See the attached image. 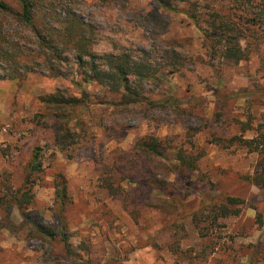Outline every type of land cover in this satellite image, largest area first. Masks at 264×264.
Here are the masks:
<instances>
[{
  "label": "rangeland",
  "instance_id": "obj_1",
  "mask_svg": "<svg viewBox=\"0 0 264 264\" xmlns=\"http://www.w3.org/2000/svg\"><path fill=\"white\" fill-rule=\"evenodd\" d=\"M68 1L94 29V52L148 59L162 75L141 83L139 101L118 104L105 85L82 81L69 56L45 59L39 14L32 26L0 14V264H264V153L231 140L264 133V0H168L173 10ZM213 11L240 30L244 59L222 58V43L204 38ZM251 12L255 25L237 20ZM166 50L181 57L174 72ZM55 92L82 103L58 110L40 99ZM55 113L68 116L61 143ZM147 135L162 144L145 162L134 143ZM177 147L197 157L181 176Z\"/></svg>",
  "mask_w": 264,
  "mask_h": 264
},
{
  "label": "trees",
  "instance_id": "obj_2",
  "mask_svg": "<svg viewBox=\"0 0 264 264\" xmlns=\"http://www.w3.org/2000/svg\"><path fill=\"white\" fill-rule=\"evenodd\" d=\"M160 7L165 9H174L168 0H155ZM248 3L251 0H246ZM19 10L0 0V14L17 17L23 24L32 26L39 14L43 21V25L39 28H34V34L37 38L39 50L43 51L45 59L48 61L57 60L68 61V56L72 60L73 69L81 75V80L84 82L95 81L100 85H105L111 93L118 94V104H128L137 102L141 98L142 82L151 81L154 78H161V71L155 66L154 62H150L145 58H133L132 54L127 52L122 53H104L98 54L92 50L94 43V29L90 24L86 23L72 7L69 6L68 0H17ZM250 11V10H248ZM252 15H237V20L241 17L245 22L255 25L258 21V14L251 12ZM221 14L213 11L206 20V29H202L204 38L215 37L218 42H221L220 56L226 60L238 62L246 57V53L240 44V30L234 23L222 20ZM44 20L52 23L44 24ZM5 36L0 35V41L5 40ZM220 44V43H219ZM215 45L212 50H215ZM0 50V54H5ZM165 56L170 60L166 65L174 72L182 65L181 57L173 50H166ZM160 74V75H159ZM40 99L47 106H54L58 110L64 106L70 107L80 104L81 98L75 96H65L59 92L45 94L40 96ZM58 118L63 120V124L58 127L55 134L56 142H63L71 132L68 128V116L64 113H55ZM232 141L258 152L264 153V133L260 132L252 138H243L241 136L231 137ZM162 144V139L156 136L147 135L138 138L134 147L140 153L144 154V160L149 161L146 155L160 154L159 146ZM38 152L35 149L33 152V169L38 165L35 164ZM176 161L172 164V168H178V175H184L193 171L197 165V157L189 156L181 149L176 148ZM160 190V188L158 187ZM165 197L173 198L170 192H163ZM65 189L61 187L58 190V196L65 197ZM229 203L234 202V198H228ZM21 206V202H18ZM19 206V207H20ZM221 214L229 213L227 206H221ZM22 217L29 221V216L23 211ZM34 228L48 238H54L55 232L49 228L42 226L39 222L33 223Z\"/></svg>",
  "mask_w": 264,
  "mask_h": 264
}]
</instances>
